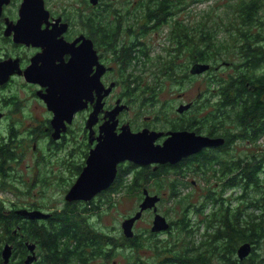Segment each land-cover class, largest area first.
<instances>
[{
  "label": "flooded vegetation",
  "instance_id": "1",
  "mask_svg": "<svg viewBox=\"0 0 264 264\" xmlns=\"http://www.w3.org/2000/svg\"><path fill=\"white\" fill-rule=\"evenodd\" d=\"M41 1L46 14H42L41 19H37L39 13L30 14L31 38L24 36L18 42L14 41L13 28L20 35L25 33L27 26L20 27L23 0H9L0 12V70H3L0 71V177L1 183L6 182L5 188H0L24 199L11 202L7 211L2 212L8 232L1 244L2 248L5 244L12 247L10 260L23 262L31 253L27 244L33 242L22 235L21 230L29 228L35 235L37 227L49 225L54 212H60L67 203H72L66 200L67 193L85 170L90 153L107 140H114L124 132L137 134L148 130L163 134L155 145H161L168 138L167 133L177 131L227 141L224 136L199 133L197 125L191 130H160L150 125L149 118L138 121L143 99L142 102L137 99L143 92L136 97L135 93L141 85L149 83L144 80V72L153 57L150 41L152 36V40H156L160 35L157 22L150 23L148 15L143 16L144 22L140 23L142 15L127 10L109 12L115 0ZM32 4L33 12L36 7ZM17 34L15 36H19ZM162 51L169 59L168 64L174 61L175 65L181 66L179 48L175 53L170 48ZM196 63H189V74ZM242 81L227 80L223 96L211 93L210 98H206L203 105L206 106L208 127L212 129V124L218 122L215 118L217 107L222 104L225 121L238 125L234 116L243 108L244 100L240 99L243 95L238 93L242 91ZM246 84L251 92L253 86ZM64 87L66 92L68 87L72 88V98L68 97L69 92L68 95L62 93ZM108 89V94L104 95ZM198 97L199 94L189 102L191 110L198 106ZM71 106L81 108L77 107L69 119L70 110L75 108ZM202 116V112L193 115L196 119ZM226 128L237 130L232 124ZM219 148H205L182 161L190 162L204 153L217 152ZM177 165L140 166L129 160L122 161L116 165L115 177L105 189L91 201H75V204L87 205L90 209L93 204L98 206L103 202L107 207L112 203L108 197L142 196L143 190L149 192L148 173H157L160 166ZM144 170L142 182L134 188L129 187V181L136 173ZM191 185L199 186L193 181ZM53 193L63 198L61 208H53L52 201L47 200L46 196L52 199ZM23 210L26 211L25 218L18 214L19 211L23 214ZM35 211L46 214L47 218L29 219L28 213ZM33 245L38 260L37 245Z\"/></svg>",
  "mask_w": 264,
  "mask_h": 264
},
{
  "label": "trees",
  "instance_id": "2",
  "mask_svg": "<svg viewBox=\"0 0 264 264\" xmlns=\"http://www.w3.org/2000/svg\"><path fill=\"white\" fill-rule=\"evenodd\" d=\"M201 1L203 0H190V4ZM234 4L235 11L230 7L229 9L232 17L240 22L241 30L239 33L232 32V35L239 38L238 53L243 63L240 67L244 69L236 74L237 80L243 79L240 84L242 91L238 93H242L243 97L240 99L244 100L243 108L234 116L238 125L225 121L222 104L217 107V115L214 113L218 122L212 124V129L207 125L206 113L200 119L193 117L202 109L206 110L204 105L190 109V119L174 126L176 130H191L197 125L199 133L224 136L227 141L217 152L204 153L190 162H179L177 166H160L157 173H148V181L157 190L163 187L160 184L167 182L170 191L168 198L174 201L173 207L168 210L178 216L177 219L167 220L169 229L162 233L164 238L155 241L158 235L151 232L142 241L140 235L126 239L120 235L103 234L85 221V215L92 209H87V205L78 206L72 201L60 212L52 214L48 226L37 227L35 235L31 234L29 228L21 230L22 235L37 245L38 260L32 264H112L111 260L119 249L137 250L134 255L129 251L121 253L126 259L125 264H245L248 260L241 263L236 257V250L241 244L250 243L253 253L258 248L264 252V146L257 144L261 151L250 148L242 150L236 157L230 155L236 141L257 147V141L264 135V69L260 70L264 68V49L260 47V43L264 42V18L258 17V10L262 7L260 0H235ZM187 5L184 0H148L146 12L151 22H157V28L170 25L166 39L174 43L176 49L179 44L185 47L184 53H192L194 49L198 55L197 63L207 64V59L202 58V54L210 48L206 38L209 35L215 37V22L206 20L205 17L199 18L196 28L200 43L194 47V41L188 34L191 25L183 26L181 19L176 18L177 14L186 10ZM178 31H182L181 40L174 41L173 35ZM160 64L158 59L153 67ZM158 71L161 73L163 70ZM158 71L155 72L156 76L159 75ZM246 83L253 86L251 92ZM224 91L225 88L222 87L219 92L221 96ZM230 124L237 130H228L226 126ZM144 172L145 170L136 173L129 181V187L134 188L138 182L141 183ZM188 174L199 176L206 186L184 194L186 185L182 179ZM214 177L219 181L216 184L219 189L208 186ZM238 189L240 192L235 193ZM194 191H200V195L196 202H191V197L193 200L195 196ZM108 199L113 200L112 197ZM233 202L236 204L233 205ZM98 208L100 209L99 206ZM3 211L4 208L0 205V241L8 232V228L4 227L5 219L2 220ZM10 233L9 231L8 235ZM19 234L17 232V236ZM149 249L154 253L150 261L138 254L140 250ZM98 259L100 260L95 262ZM0 264H3L1 256ZM8 264L24 262L18 259L14 261L12 258Z\"/></svg>",
  "mask_w": 264,
  "mask_h": 264
},
{
  "label": "rangeland",
  "instance_id": "3",
  "mask_svg": "<svg viewBox=\"0 0 264 264\" xmlns=\"http://www.w3.org/2000/svg\"><path fill=\"white\" fill-rule=\"evenodd\" d=\"M147 1L148 0H115V4L111 5V9H109L108 11L119 12L127 10L130 13L142 15L140 23H143L145 15H148L146 12ZM184 1L188 3V5L186 6V10L177 14L176 18L181 19V24L183 26H188V24L191 25V29L188 34L196 43L194 44L193 42L194 47H197L200 43L198 40V30L196 28L199 18L203 19V17H205L206 20H213L215 22L213 25L215 37L209 35L206 38V40H208L210 43V48L209 50L206 49L205 53L202 54V58H204L205 60L207 59L206 63L209 64L211 68L207 73L191 77L189 74L188 65L189 63L191 65L197 62L198 55L196 54V51L194 52V49L192 53H184L185 47H182L180 44L178 48L179 54H181V66L167 63L169 59L167 56L165 57V53H163L162 51L163 48H170L174 53L176 51L174 43H171L169 40L167 41L166 39L167 35L170 32V25L163 26L159 29L160 35H158V38H156V40H152V36L150 41V50H154L153 57H150L148 69H146L144 72V80H147V82L149 83L141 85L142 88H140L138 92L135 93V97L136 94L137 96H140L143 92L142 97H140L139 99L136 98L138 102H142L140 100L143 99V109H139V111H141V114L139 115V118H137L138 121L142 122L143 118H149L151 119L150 125H153L154 127L160 130L174 129V126H176L177 124L186 122L190 119L192 115L191 113H188L190 109L184 112L183 114L177 113L176 110L180 104H188L189 102L193 101L195 97L199 94L196 103L198 106L203 105L206 101V98H210L211 93H219L222 87L225 88L227 80L230 81L232 79L238 78L236 74L240 70L241 72L244 71L243 67H240V65L242 66L243 63L242 59L239 58L240 54L238 53L240 51L239 38L233 37L232 35V32L239 33L241 30L239 26L240 22L236 21L234 16L232 17V11L229 9V7L233 9V6L235 5V0H203L194 4H190V0ZM260 4L262 7H264V0H260ZM262 7L258 10L259 18H264V9ZM223 13H225V15H223ZM181 34L182 31H178L177 33H175L173 35V40H181ZM194 37L196 38V40H194ZM213 41L214 44L212 45ZM200 47L203 48L201 44ZM260 47L264 49V42L260 43ZM157 54L158 56L156 57ZM159 56L165 58L161 59ZM158 59L160 60L161 64L158 67H153L154 63L157 64ZM225 64L228 65L225 66ZM262 69L264 68H260V70ZM158 70L163 71L159 73ZM156 71H158L159 73V75L157 76L155 73ZM216 100H218V98H215V101ZM137 111L138 109H135V112ZM201 112L203 115L204 113H206V110L202 109ZM257 144L259 146H264V135L260 138L259 141H257L256 146ZM248 146L249 144L246 145V142H241L240 140L236 141L230 151L231 157H236L238 153H240L242 150L247 151L250 148H253L250 149L253 151H261L258 146L254 147L253 144H251V146L249 147ZM1 180L3 179L0 177V187L5 188L6 182L1 183ZM182 180L186 185V187L183 189L184 194L186 195L193 193L192 189L199 190L206 186L199 178V176L196 177L194 175L191 176L188 174V176ZM191 181L197 183L199 186L193 187L191 185ZM217 183H219V181L214 177L211 178L210 184L208 186L219 189L216 185ZM160 185L163 187L159 190H157V188L155 187L153 188V184H150L149 187V192L151 195H159L162 198V200L157 204V213L163 216L166 220H172V218L177 219L178 216L174 215L168 210L169 207H173L174 201L168 198L170 191L167 188V182L164 181V183ZM1 188L0 205L3 206L5 211H7V209L10 207V203H17L22 199V196H19L15 192L9 190H2ZM238 192L239 190L235 191V193ZM194 193L196 197L193 196V200L191 197V202H196L198 196L200 195V191H194ZM140 196L141 194L139 196L138 194H129V196L117 195L112 198L113 200L110 206H104L105 204L103 202L98 205L100 209L98 208V206L93 204L92 206H90V209H92V211H88L87 215H85L84 217L85 221H87L88 225H90L91 227L102 231L103 234L105 233L112 236L120 235L122 237L123 235L121 232V223L122 221H124V219L133 216L136 211H138V205L142 201ZM46 197L47 200L52 201L53 208L62 207L61 200H63V198L61 196L55 193L52 199L48 196ZM234 204H236V202H233V205ZM153 217L154 213L151 210L146 211L142 215L141 219L136 221L133 226L132 230L134 236L140 235L142 238L141 241L143 239H147L148 234L150 233V229L152 227ZM1 228L2 225H0V231ZM12 230L13 229H11L10 232H12ZM155 234L158 235L157 238H155V241L162 240V238H164V235L162 233ZM3 242L4 241H0L1 248V243ZM128 251L132 253V255H134L135 251L137 250L134 251V249H131L122 251L119 249L117 251L118 253H116V255L111 260V263L125 264L126 259L121 253L126 254ZM263 253V250L260 248L256 249L254 253L253 250H251L250 255L246 259L241 261V263L248 260L244 263L264 264ZM138 254L146 258L148 261H150L154 255L153 251L150 249L140 250ZM99 260L100 259L96 260L95 262Z\"/></svg>",
  "mask_w": 264,
  "mask_h": 264
},
{
  "label": "water",
  "instance_id": "4",
  "mask_svg": "<svg viewBox=\"0 0 264 264\" xmlns=\"http://www.w3.org/2000/svg\"><path fill=\"white\" fill-rule=\"evenodd\" d=\"M9 0H0V12L4 5H7ZM35 3L36 11L32 9ZM94 4L96 2H93ZM39 10V11H38ZM37 14L39 16L37 19L42 18V14H46L44 10L43 3L41 0H23L20 14L22 24L20 27H24L25 33L20 35L16 33L15 28L14 33L19 35L15 36L14 41L18 42L24 36L31 38V29L29 23L31 18H28L30 14ZM29 14V15H28ZM33 14V16H35ZM19 27V29H20ZM28 27V28H27ZM10 31V30H9ZM29 31V32H28ZM17 38V39H16ZM1 69V68H0ZM210 69V65L196 63L192 66L190 70L191 75H200L207 72ZM3 71V70H0ZM8 75V74H7ZM1 80V76H0ZM68 85V84H67ZM69 92L72 91L68 87ZM65 87L62 93H66ZM109 89L105 91L104 95H107ZM68 95V94H67ZM72 92L68 97L72 98ZM73 103H79L76 100H72ZM72 104V103H71ZM72 108L69 112V119L72 114L79 109V106H71ZM191 104L180 105L177 108L178 114H183L188 111ZM123 108V107H121ZM94 118V117H93ZM93 120V119H92ZM92 123V122H91ZM124 131V129H123ZM124 134V135H122ZM118 138L114 140H107V143H103L93 150L87 160V166L82 172L80 177L77 179L75 185L69 190L66 195L67 201H83L88 202L93 199L100 191L105 189L108 184L114 179L116 173V165L122 161L129 160L137 165H176L183 159H186L194 154L199 153L205 148H216L224 145L225 140L223 138H209L196 136L193 132L188 131H177L167 133L168 138L161 144L155 145V141L159 139L163 134L157 132H149L148 130L142 131L137 134H131L124 132ZM109 141V142H108ZM107 171H106V170ZM107 185V186H106ZM160 197L157 195H150L147 190H143V199L138 206V211L134 216L125 219L121 223V231L126 239H132L134 237L133 225L138 221L145 211L151 210L154 213L152 227L150 229L151 233H162L169 229V223L166 219L157 213V203H159ZM22 214V213H18ZM29 219H46L47 215L39 211L28 213ZM24 216V214H23ZM30 255L26 257L24 264H32L36 261V255H34V245L27 244ZM252 250V245L250 243H243L238 246L236 250V257L239 262L246 259ZM12 254V247L5 244L1 250V259L3 264H8Z\"/></svg>",
  "mask_w": 264,
  "mask_h": 264
},
{
  "label": "bare ground",
  "instance_id": "5",
  "mask_svg": "<svg viewBox=\"0 0 264 264\" xmlns=\"http://www.w3.org/2000/svg\"><path fill=\"white\" fill-rule=\"evenodd\" d=\"M142 132V131H141ZM140 133V132H139ZM131 162V161H130ZM135 165H137V164H135ZM141 166H143V165H141ZM146 166V165H145ZM142 194H143V192H142ZM19 212H21V211H19ZM18 212V213H19ZM23 214H25L26 215V211L25 210H23ZM23 214H21V216L23 217V218H25V216H23ZM134 216V215H133ZM132 217V216H131ZM130 218V217H129ZM135 224V223H134ZM134 226V225H133Z\"/></svg>",
  "mask_w": 264,
  "mask_h": 264
}]
</instances>
